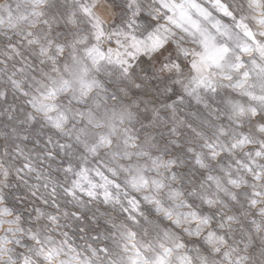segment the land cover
<instances>
[{
    "label": "snow or ice",
    "instance_id": "1",
    "mask_svg": "<svg viewBox=\"0 0 264 264\" xmlns=\"http://www.w3.org/2000/svg\"><path fill=\"white\" fill-rule=\"evenodd\" d=\"M0 264H264V0H0Z\"/></svg>",
    "mask_w": 264,
    "mask_h": 264
}]
</instances>
